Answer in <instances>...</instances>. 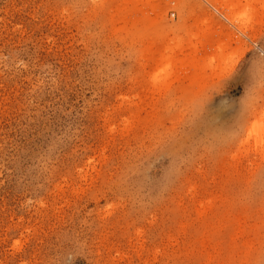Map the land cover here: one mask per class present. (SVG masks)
Returning a JSON list of instances; mask_svg holds the SVG:
<instances>
[{"label":"rangeland","instance_id":"rangeland-1","mask_svg":"<svg viewBox=\"0 0 264 264\" xmlns=\"http://www.w3.org/2000/svg\"><path fill=\"white\" fill-rule=\"evenodd\" d=\"M0 264H264V0H0Z\"/></svg>","mask_w":264,"mask_h":264},{"label":"bare ground","instance_id":"bare-ground-1","mask_svg":"<svg viewBox=\"0 0 264 264\" xmlns=\"http://www.w3.org/2000/svg\"><path fill=\"white\" fill-rule=\"evenodd\" d=\"M167 60V59H166ZM168 61H169V59H168ZM214 61V60H213ZM216 62V61H215ZM170 63H171V61H170ZM170 63L168 64V63H165V64H168L167 66H165L164 68H162L163 69V72H166L168 69H170V67H171V65H170ZM219 66V65H218ZM163 72H161V73H163ZM160 72L157 74V75H159V74H161Z\"/></svg>","mask_w":264,"mask_h":264}]
</instances>
